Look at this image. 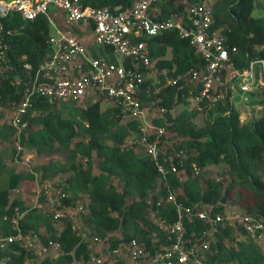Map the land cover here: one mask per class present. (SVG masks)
<instances>
[{"label": "trees", "instance_id": "1", "mask_svg": "<svg viewBox=\"0 0 264 264\" xmlns=\"http://www.w3.org/2000/svg\"><path fill=\"white\" fill-rule=\"evenodd\" d=\"M117 1L127 5L130 2L86 0L95 6ZM255 4V0H214L216 27L227 36L230 44L238 46L240 66L251 57L264 56V17L253 15ZM185 6L186 0H166L162 8L163 11H183ZM3 23L13 30L8 37L7 52L19 67L8 76L0 75V142L9 145L15 144L16 131L8 121L2 120L3 113L10 116L23 97L22 85L13 81L16 75H23L21 63L30 62L36 68L52 52L51 25L45 15L24 20L16 11L10 12ZM149 43L156 64L169 67L174 73L202 62L175 29L159 33L150 38ZM103 50L93 49L97 56ZM105 51L111 53L112 48L106 47ZM151 93L162 96L160 102L166 108L154 119L166 129L162 149L167 150V154L160 155L167 169L165 176L145 150L123 148L125 139L136 129V121L126 117L120 105L103 99L86 107L75 105L65 109L47 100H35L36 113L27 116L29 127L21 134V142L25 150L47 158L34 167L39 181L67 174L66 179L56 185L68 192L67 201L82 200L85 211L79 213L78 220L54 219L28 206L21 197L13 196V190L21 189L25 181L36 177L29 170L11 167L2 158L0 148V182L5 180L0 185V238L17 233L10 222L16 206L23 212L22 230L39 235L36 247L27 248L20 241L5 247L3 252L9 257L7 264H85L92 255L108 247L122 249L132 238L151 246L154 235H164L150 217L152 205L148 199L154 201L165 194L166 181L177 199L192 210L223 216L240 211L264 221V107L258 116L245 122L235 104L226 99L205 108L207 120L197 126L194 119L200 110L191 112L186 108L189 93L185 85L168 86L159 91L152 88ZM257 93L259 101L264 103V88ZM180 149L187 158L179 175L171 170L170 157ZM16 156L13 145L12 163ZM193 163L200 168V174L194 173ZM218 164H222L220 177L208 175L207 170ZM231 203L238 204L240 209H230ZM161 212L169 220L176 219L178 214L172 205L162 207ZM76 222L81 228L80 224L74 228ZM184 225L188 242L200 246L208 243L203 257L207 264L225 261L264 264V240L257 241L240 225L229 220L214 224L188 215ZM204 231H209L206 236H203ZM95 238L102 242L99 249L90 247ZM50 241L61 246L57 258L50 251H44ZM39 250L43 254H39ZM105 264H121V261Z\"/></svg>", "mask_w": 264, "mask_h": 264}, {"label": "built area", "instance_id": "2", "mask_svg": "<svg viewBox=\"0 0 264 264\" xmlns=\"http://www.w3.org/2000/svg\"><path fill=\"white\" fill-rule=\"evenodd\" d=\"M165 1L130 0L128 5L117 1L95 6L86 0H0V75L8 76L19 70L7 52L8 37L13 34V30L6 27L3 20L10 12H18L24 20H34L45 15L56 25L58 32L49 38L52 52L36 68L30 62L21 63L23 75H16L13 81L22 85L23 90L22 99L13 107L9 116V122L16 131V159L25 151L21 134L29 127V113H36L35 100H47L57 106L74 102L86 107L104 99L120 105L125 116L136 121V129L125 139L123 148L143 147L155 159L160 173L165 176L167 169L160 161V155L167 154V150L162 149V137L166 129L154 122L152 111L156 108L157 112L163 114L166 108L161 105V98L151 93L147 81L157 86L156 91L165 86L185 84L189 93L187 109L191 112H201L226 99L233 102L234 92L255 93L264 88V56L251 57L245 65H239L238 46L230 44L227 36L216 27L214 1L186 0L183 11H163ZM60 14L63 19L57 18ZM63 25L90 28L95 47L90 48L78 34L66 30ZM171 29L177 30L180 37L194 48L202 58L201 63L178 73L155 63L149 39ZM106 47H111L112 52H106ZM99 48L104 50L97 56L93 49ZM244 118L241 117V120ZM170 158L171 170L179 174L187 154L182 149L175 150ZM192 166L194 173L200 174V168L195 163ZM30 171L36 174L35 170ZM46 182H41L34 200L33 207L38 211L52 215L54 219L74 218L85 211L82 200L67 201L69 194L63 187H53ZM164 185L165 194L154 201L148 199L152 205L150 217L164 237L154 235L151 246L145 241L132 238L124 243L122 249L108 247L106 251L92 255L85 264H105L107 258L120 255L121 250L126 253L129 264H207L203 257L208 243L204 242L200 246L188 242L185 237L186 215L209 220L214 224L229 220L232 224L242 226L254 238L264 240V221L260 218L239 212L223 216L218 213L212 215L206 210H192L177 199L167 181ZM168 205H172L178 213L174 220H169L161 212V208ZM22 216L23 212L16 206L10 222L17 233L0 238V264H7L9 257L3 249L11 243L20 241L27 248L37 245L35 241L39 235L22 230ZM78 227L76 222L74 228ZM208 232L204 231L203 236ZM97 240L95 238L90 247H96L101 242ZM60 248L59 243L50 241L44 251H50L57 258ZM38 253L43 254L42 250ZM219 264L234 263L225 261Z\"/></svg>", "mask_w": 264, "mask_h": 264}, {"label": "rangeland", "instance_id": "3", "mask_svg": "<svg viewBox=\"0 0 264 264\" xmlns=\"http://www.w3.org/2000/svg\"><path fill=\"white\" fill-rule=\"evenodd\" d=\"M214 1V0H212ZM255 9L253 11V15L254 16H262L264 17V0H255ZM64 26V25H63ZM66 27V26H64ZM75 29H77L78 31L82 32L84 35L90 37V40L85 39L86 42L89 44L92 42V46L95 47V43L93 40V37L91 36V32L89 29H87L86 27L83 28L82 30L79 29L78 27L74 26ZM51 34L56 35V30L54 28L51 29ZM97 45V44H96ZM99 46V45H97ZM259 96L260 94L258 93H253V92H247V93H242L240 92L239 94H237L236 92H234L232 99L235 101V106L236 108L240 111L241 117H245L243 121L247 122L253 118H255L256 116H258L262 111H263V107H264V103L259 101ZM75 105H78V103H74V102H69V103H60L58 106L59 107H63L65 109L71 108ZM11 113V112H10ZM157 113V109H153L152 114L153 116ZM128 118H131L128 116ZM9 116L8 113H3V119L5 121L9 122ZM207 120V115H206V111H201V113H199L194 121L195 124L197 126H201L205 123V121ZM163 121H166L165 118H163ZM10 123V122H9ZM13 145L15 146V144H6L5 142H0V148H2V158L5 159V161L8 163L11 167H16L19 168L21 170H26V171H30V169L34 170V167L42 161H46L47 158L45 157H40L37 156L36 154H34L32 151L30 152L29 150H25V152L23 154H21L17 159L14 160V162H11V150L13 148ZM143 148V147H142ZM141 148V149H142ZM57 157H60V155L58 154ZM29 159L31 160V162H29ZM10 160V161H9ZM222 169V164H218L216 167H212L209 168L207 170V174L210 176L215 177H220L219 176V172ZM35 176L37 177L34 180H27L25 181L23 187L19 190H13L12 195L16 196V197H21L22 199H24L25 203L28 204V206L33 207L34 206V200L37 198V190L40 189V185L42 184L39 181L38 178V173L36 172ZM67 177V174H59L56 176H51L50 178H48V181L46 183L50 184L51 186H55L57 187L56 184H58L59 182H63V180H65ZM5 180L2 179L0 182V185L4 184ZM240 209L238 204L233 205V203L230 204V209ZM239 213H241L240 211H237ZM236 213V212H235ZM233 213H230V215ZM80 217L79 214L75 215L73 220H78V218ZM80 224V223H79ZM80 228H81V224H80ZM251 236V235H250ZM257 241H263V239H256ZM102 242L97 243L96 244V249H99V247H101ZM38 246V244H37ZM121 254L118 256H114L112 258H107V263H113L116 261H121V264H129V260L126 257V253L123 252L122 250L120 251Z\"/></svg>", "mask_w": 264, "mask_h": 264}, {"label": "crops", "instance_id": "4", "mask_svg": "<svg viewBox=\"0 0 264 264\" xmlns=\"http://www.w3.org/2000/svg\"><path fill=\"white\" fill-rule=\"evenodd\" d=\"M53 12H58V11H54L53 10ZM53 14V13H52ZM57 18H59V19H63V15L62 14H60V15H57ZM50 22V21H49ZM57 24V23H56ZM62 24V23H61ZM50 25H51V29L52 28H54L55 30H56V34L58 33L57 32V28H56V25H53L51 22H50ZM76 27H78V26H76ZM79 29H83V28H85V27H78ZM87 29H89L90 30V32H91V36L93 37V33H92V31H91V29L90 28H87ZM66 30H72L74 33H76V34H78L79 35V37L85 42V44L86 45H91V47H93L92 46V42L91 43H87L86 42V40L85 39H88V40H90V37H88V36H86V35H84L82 32H80V31H78L77 29H75V27H66ZM51 35H53V34H51ZM100 49V48H99ZM103 52V51H102ZM151 56H152V54H151ZM153 59H154V61H155V58L154 57H152ZM155 63H156V61H155ZM166 67V66H165ZM169 68V67H168ZM171 70H173V69H171ZM184 83V82H183ZM147 85H149V87L151 88V91H152V88H156L157 86H154V84H152L151 82H150V80L148 81V83H147ZM185 85V84H184ZM178 86H183L182 84H179ZM166 87H168V86H165V87H162V89H164V88H166ZM172 87H175V86H172ZM161 89V90H162ZM255 93H257V92H255ZM153 94V93H152ZM155 95V94H154ZM160 98H162V96H160ZM235 101L233 100V103H234ZM235 104V103H234ZM186 108H187V104H186ZM201 113V112H200ZM160 116L161 114L159 113V112H157L154 116H153V114H152V118L153 119H155V116ZM126 117H128V116H126Z\"/></svg>", "mask_w": 264, "mask_h": 264}]
</instances>
